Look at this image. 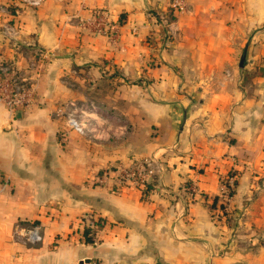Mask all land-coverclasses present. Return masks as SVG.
<instances>
[{
    "label": "crops",
    "instance_id": "0c3cea01",
    "mask_svg": "<svg viewBox=\"0 0 264 264\" xmlns=\"http://www.w3.org/2000/svg\"><path fill=\"white\" fill-rule=\"evenodd\" d=\"M169 6L44 0L0 11V26L12 21L19 43L48 55L35 79L32 55L0 36V61L32 85L19 118L0 103V264H264V0H187L167 34L148 13ZM96 12L117 24L115 40L93 34ZM67 101L108 120L88 136L68 132L55 115ZM143 159L162 167L146 196L135 185L112 192L110 171L98 181ZM231 170L230 226L204 197L218 196ZM87 214L104 220L95 246L80 240ZM29 223L37 244L14 235Z\"/></svg>",
    "mask_w": 264,
    "mask_h": 264
},
{
    "label": "built area",
    "instance_id": "2783aa9c",
    "mask_svg": "<svg viewBox=\"0 0 264 264\" xmlns=\"http://www.w3.org/2000/svg\"><path fill=\"white\" fill-rule=\"evenodd\" d=\"M44 0H9L5 4H0V11L2 14L8 16L9 6L30 7L37 8L42 5ZM187 0H170V6L164 13L155 12L148 13L156 25L165 29L168 34L170 31L173 19L186 10ZM16 13V11H15ZM170 15L173 19L169 18ZM93 34L106 36L115 40L118 36V26L116 23L111 22L105 12H96L92 16ZM17 31L14 30L11 21H4L0 26V36L5 44L10 48L20 51L22 55L26 53L32 55L34 60L35 79L39 77V70L43 63H45L48 55L45 51L33 44H21L16 39ZM33 53V54H32ZM33 60V59H32ZM38 62V63H37ZM33 63V61H32ZM32 85L20 71L16 70L13 65L7 61H0V103H2L10 114L13 116L16 111H23L31 102ZM55 115L60 117L63 121L64 129L68 132H73L80 136H88L94 132L99 120H108V116L102 114L92 105L80 104L74 101H67L58 106L55 110ZM109 122V121H108ZM162 170L161 164L152 159H143L132 161L127 166H118L114 170L106 169L103 176H98V181L101 182L104 174L111 172L115 174L112 180L118 191L125 185H135L142 196H146L148 191L146 189V182L154 183L155 187L158 186V174ZM234 176L229 178V181L234 180ZM188 189L194 192V188L189 185ZM226 190L225 184H220L219 196ZM218 202L224 206L223 211L229 215L228 206L231 197H222ZM215 214L226 218L222 211L217 208ZM221 217V218H222ZM224 218V219H225ZM97 218L92 214L84 216V221L81 222L82 230L86 226H94ZM20 235L23 240L30 244H37L41 241L40 227L36 224L29 223L27 225L18 224L15 226L14 235ZM96 243L94 244V246ZM81 264H98L96 260L83 261Z\"/></svg>",
    "mask_w": 264,
    "mask_h": 264
},
{
    "label": "trees",
    "instance_id": "16d2710c",
    "mask_svg": "<svg viewBox=\"0 0 264 264\" xmlns=\"http://www.w3.org/2000/svg\"><path fill=\"white\" fill-rule=\"evenodd\" d=\"M8 1L9 0H5L6 3ZM18 9H19L18 6H14V5L9 6L8 7V11H9L8 16H14L15 11ZM169 18L173 19L171 15ZM107 169L108 170H114L115 167H108ZM99 176L100 177L103 176L102 171L99 172ZM233 176L235 178L232 182H230L229 178L233 177ZM237 178H238V172L237 171L234 170L233 172H228L227 176L221 180V183L225 184V188H226V190L222 193V195L221 196L218 195V196L212 198L211 201H209L208 198L204 197V203L206 204L207 208L212 213L211 216H212V219L214 221L217 222L222 217V216L215 214L217 208H219L220 210L223 211L224 206L222 204H220L219 207H217L218 202L221 201L220 199L224 196L225 197H231V198L234 196L236 186H237ZM189 185H190L189 182L185 183L183 188H182V192L186 196L192 197L194 195V192H192L188 189ZM145 186H146L147 190H151V189L155 188L154 183H151L149 181L146 182ZM111 191L112 192H118V188L113 184L111 187ZM223 213H224V215H226V218H225L226 223L230 225L232 216L227 215L224 211H223ZM87 215L90 216L91 214H87ZM87 215H84V216H87ZM84 216H81L79 221L83 222ZM103 226H104V220L102 218H99V217L95 220L94 226H86L85 225L83 227L82 234L80 237L81 242L85 245H88V246H94L95 243L97 244L99 242L98 236H99L100 231L103 229Z\"/></svg>",
    "mask_w": 264,
    "mask_h": 264
},
{
    "label": "rangeland",
    "instance_id": "374dc122",
    "mask_svg": "<svg viewBox=\"0 0 264 264\" xmlns=\"http://www.w3.org/2000/svg\"><path fill=\"white\" fill-rule=\"evenodd\" d=\"M109 85V86H108ZM114 85L115 84H109L108 82L107 83H102V86H107V88L109 87V90H110V88H112V87H114ZM100 92L98 93V97L97 98H99L100 100H106V101H111V100H114L115 101V95L113 94V93H110V92H107L106 94H104L103 93V91L102 90H99ZM113 96V98H110V97H112ZM234 170H231L230 172H233ZM258 190H260V187L259 186H257L256 187ZM222 211V210H221ZM222 213H223V211H222ZM223 215H224V213H223ZM229 215H230V213H229ZM232 221H233V219H231V222H230V226L233 224L232 223ZM229 225V224H228Z\"/></svg>",
    "mask_w": 264,
    "mask_h": 264
},
{
    "label": "water",
    "instance_id": "95a60500",
    "mask_svg": "<svg viewBox=\"0 0 264 264\" xmlns=\"http://www.w3.org/2000/svg\"><path fill=\"white\" fill-rule=\"evenodd\" d=\"M21 114H22L21 111H16V113L14 114V118H19L21 116Z\"/></svg>",
    "mask_w": 264,
    "mask_h": 264
}]
</instances>
